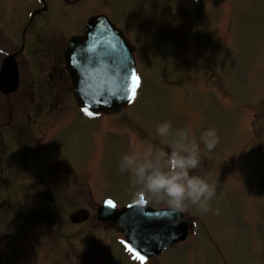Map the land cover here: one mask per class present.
Wrapping results in <instances>:
<instances>
[{"label": "rangeland", "instance_id": "374dc122", "mask_svg": "<svg viewBox=\"0 0 264 264\" xmlns=\"http://www.w3.org/2000/svg\"><path fill=\"white\" fill-rule=\"evenodd\" d=\"M69 1L47 0L49 10L34 16L36 37L62 38L64 45L90 17L106 14L136 46L141 86L120 113L92 118L79 112L71 92L43 107L37 94L33 106L25 102V111L44 109L31 127L47 141L37 163L33 148L26 157L21 143L6 138L0 264H264V0ZM38 3L0 0V37L20 43ZM5 46L0 50L10 49ZM32 46L26 69L36 72L53 58ZM8 112L0 95V125ZM164 120L197 139L206 128L216 130L218 144L211 152L201 145L202 165L194 171L216 182L211 207L219 213L189 208V238L141 261L131 256L118 227L96 221L94 206L105 197L120 205L139 197L118 160L133 144H159L155 128ZM81 208L90 218L72 222Z\"/></svg>", "mask_w": 264, "mask_h": 264}, {"label": "water", "instance_id": "95a60500", "mask_svg": "<svg viewBox=\"0 0 264 264\" xmlns=\"http://www.w3.org/2000/svg\"><path fill=\"white\" fill-rule=\"evenodd\" d=\"M88 45L93 50L85 53L83 50ZM66 61L74 81L75 96L82 109L88 108L95 114L100 111L118 112L130 103L124 98L127 91L124 85L126 82L131 83L130 72L136 73L133 50L122 32L107 16L92 17L84 35L71 39ZM9 76H13V82L8 83ZM17 86V62L15 57L9 56L3 61L0 88L8 93ZM109 92L117 95L110 96ZM101 99L110 102L101 103ZM134 204L155 214L158 219L137 228L130 221H126L130 211L135 209H129L128 206L118 209L105 203L98 209V219L119 223L130 244L140 254H159L187 237L189 221L183 213H177L173 209H154L138 202Z\"/></svg>", "mask_w": 264, "mask_h": 264}, {"label": "clouds", "instance_id": "9594fccd", "mask_svg": "<svg viewBox=\"0 0 264 264\" xmlns=\"http://www.w3.org/2000/svg\"><path fill=\"white\" fill-rule=\"evenodd\" d=\"M155 137L159 144H133L119 157L118 171L128 174L134 195L163 202L177 213L194 208L199 214H218L219 209L211 207L217 196L216 182L194 171L202 165L201 145L211 152L218 144L216 130L206 128L197 139L190 129L174 128L172 121L164 120L156 125Z\"/></svg>", "mask_w": 264, "mask_h": 264}, {"label": "flooded vegetation", "instance_id": "af4514ba", "mask_svg": "<svg viewBox=\"0 0 264 264\" xmlns=\"http://www.w3.org/2000/svg\"><path fill=\"white\" fill-rule=\"evenodd\" d=\"M47 10H49V5L47 6ZM37 12L39 14L42 13V11ZM29 25V23L26 24L22 29V37L19 45L16 43L17 46L9 53L16 56L20 71V86L17 89V91H19H16L18 93H16L17 95L14 97H9L11 95H8L11 112L8 114L7 124L0 126V156L4 158L7 156L6 152L8 151L6 145L7 137H9V141L16 142L17 144L21 143V150L27 149L26 152L30 148L35 149L38 146L36 144L39 142L42 144L43 138L41 136L42 132L39 131L40 128L36 131L34 128L37 126L31 127L38 122L37 118L39 119L44 113L42 103L50 98L52 101H63L64 96L71 91V81L63 60L65 50V44L63 45L64 40L62 38H57L56 40L39 39L35 35L36 30L34 25L31 28ZM32 29L34 31H28ZM9 42L15 41L9 40ZM32 42H36L34 46L31 45ZM41 43L43 44L39 45ZM27 45L28 47L32 46L33 49L38 50L39 55L48 58L52 57L53 59L39 63L36 66V72L26 69L27 63L30 64L27 56L28 49L26 50V48H28ZM62 46H64L63 51ZM41 75H43L44 78H41ZM43 84H47L46 89H44ZM39 85L42 87L39 88ZM46 92H48V94H46ZM36 94L38 95L37 101H39L37 106L42 107L38 110L32 108L29 111H25V109L21 107L23 101H27V99L35 101ZM15 105L19 106L18 110H16ZM15 114H17L16 117ZM27 154L29 155V152L26 153V156H28ZM36 162L38 163L41 161L36 160Z\"/></svg>", "mask_w": 264, "mask_h": 264}, {"label": "snow or ice", "instance_id": "6c2138e0", "mask_svg": "<svg viewBox=\"0 0 264 264\" xmlns=\"http://www.w3.org/2000/svg\"><path fill=\"white\" fill-rule=\"evenodd\" d=\"M93 48L91 45H88L83 51L85 53L92 51ZM130 80L131 83H125L124 87L127 89V91L124 93V98L127 99L129 102H131L135 98L136 89L139 86L140 78L137 76V74L132 71L130 72ZM107 91V90H106ZM110 96H116L117 94L114 92H109ZM117 98H120L117 96ZM99 102L101 103H109V100H103L101 99ZM84 113L87 116H94L95 113L90 111L88 108L83 109ZM139 204L143 205L147 202L143 199V195H141V199L138 202ZM105 204L109 205L110 207H115V203L112 200H106ZM129 209H135L134 211H130L128 217L126 218V221H130L135 227L139 228L142 224L145 223H152L154 219H158V217L155 216V214L145 211L143 208L136 207L135 204L128 205ZM142 218V219H141ZM128 251L132 252L134 249L131 246H128ZM135 258L140 259L143 261L145 259L144 256L140 255L139 252L135 253Z\"/></svg>", "mask_w": 264, "mask_h": 264}]
</instances>
